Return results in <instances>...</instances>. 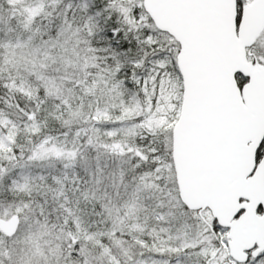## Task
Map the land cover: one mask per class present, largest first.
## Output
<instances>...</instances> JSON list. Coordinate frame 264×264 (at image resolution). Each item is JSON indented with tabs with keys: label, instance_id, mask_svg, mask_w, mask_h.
<instances>
[{
	"label": "snow or ice",
	"instance_id": "obj_1",
	"mask_svg": "<svg viewBox=\"0 0 264 264\" xmlns=\"http://www.w3.org/2000/svg\"><path fill=\"white\" fill-rule=\"evenodd\" d=\"M0 264H264V0H0Z\"/></svg>",
	"mask_w": 264,
	"mask_h": 264
}]
</instances>
